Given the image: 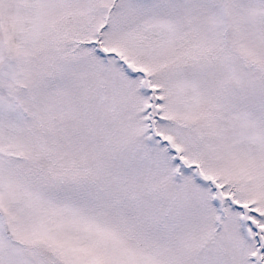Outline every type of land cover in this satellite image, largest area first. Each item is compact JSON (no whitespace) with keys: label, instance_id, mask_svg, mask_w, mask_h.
Segmentation results:
<instances>
[{"label":"snow or ice","instance_id":"obj_1","mask_svg":"<svg viewBox=\"0 0 264 264\" xmlns=\"http://www.w3.org/2000/svg\"><path fill=\"white\" fill-rule=\"evenodd\" d=\"M0 264H264V0H0Z\"/></svg>","mask_w":264,"mask_h":264}]
</instances>
